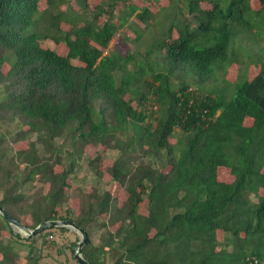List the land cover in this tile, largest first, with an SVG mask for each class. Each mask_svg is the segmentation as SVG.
<instances>
[{
	"label": "trees",
	"instance_id": "trees-1",
	"mask_svg": "<svg viewBox=\"0 0 264 264\" xmlns=\"http://www.w3.org/2000/svg\"><path fill=\"white\" fill-rule=\"evenodd\" d=\"M39 1L0 0V91L10 92L0 101V207L29 229L72 220L88 233L82 256L90 264L264 262V62L234 83L231 98L224 88L190 87L217 82L235 63L250 0H167L166 32L177 39L152 43L140 61L129 51L104 55L125 26L135 41L146 31L130 21L135 5L120 16L100 5L75 14L72 38L59 31L64 13H54L70 0H45L42 13ZM41 21L69 44L67 58L37 44ZM88 145L118 151L105 173L119 190L72 184L81 170L103 181L104 155L80 165ZM222 168L232 181L217 178ZM55 233L68 230L28 240L0 215V264H42L45 251H68L75 262L77 240L59 246L49 239Z\"/></svg>",
	"mask_w": 264,
	"mask_h": 264
},
{
	"label": "rangeland",
	"instance_id": "rangeland-1",
	"mask_svg": "<svg viewBox=\"0 0 264 264\" xmlns=\"http://www.w3.org/2000/svg\"><path fill=\"white\" fill-rule=\"evenodd\" d=\"M264 1V0H263ZM114 4V5H111ZM135 5L137 7L136 11L130 17V21H133L136 26L140 28H145L147 25L146 31L142 32V36L140 39L135 41L134 33L125 26L114 38L109 42L107 50L104 51V55H106L109 51H115L122 56H125L126 52H131L135 54L136 60H141V54L145 52L148 47L152 43H156L159 40H167L171 42L177 39V32L175 29L169 30V34H167V29L169 27L171 15L167 12L168 3L167 0H152V1H143V0H125L117 1L113 0L110 2L109 0H85L83 4H78L75 0H70L69 3H65L59 6L58 9L54 11L55 14H61V19L58 23L59 31L61 34L71 33L72 38L76 36V31L73 29L71 23L67 22V20H76L77 16L75 14L81 13V11L86 10V12L92 11L96 6H103L105 9L107 7H112L115 16H120L122 8L126 5ZM39 11L42 13L47 8V3L45 0L39 1ZM251 11L246 15L247 21L249 22V26L243 30V34H239L237 37V44L240 46V53L235 58L234 55L231 58V62L235 60V63L229 64L224 68L218 75H216L217 82H212L210 85L206 84L202 85H194L190 86L192 89L197 88L201 90H205V92H211V94H216L220 89L226 91L227 98H231L233 96V85L235 82L249 80L251 79L260 69L262 63L264 62V2H260V0H250L249 2ZM159 7V8H158ZM143 8H147L148 12H151V15H144ZM158 8V9H157ZM187 19H190V16L185 15ZM39 17H36V20ZM39 20V19H38ZM104 18H101L103 21ZM46 25V22L41 21L40 25L34 29L36 34V42L37 44L45 49L51 50L57 55L67 58L69 44L60 41L59 39H54L49 37V34L54 35L55 32L49 33V27H43ZM57 36V35H56ZM124 37L126 40H124ZM124 41H123V40ZM154 53L151 55L154 57ZM71 64L75 67L80 68L82 64L76 58L69 59ZM133 64H129V70L134 69ZM6 65L3 66V69L6 70ZM9 90L6 88L0 91V101L5 99L9 95ZM171 142H175L176 136H171ZM98 153L104 155V158L101 160V170H102V179L103 181H97L92 177L91 172L86 170H81L78 178L72 181V184L81 189H86L90 186H95L99 190H108L110 188L117 189V185L112 184L108 181L109 176L105 173V168L113 163V161L118 156L117 150H109L104 148L103 146H91L88 145L85 148V152L80 160V165H85V162L88 159L94 158ZM217 178L223 182L232 181V176L229 175L226 169H220L217 172ZM29 191L32 188L28 189ZM126 198V194L124 192H120L119 200L123 201ZM75 200V198H72ZM74 207V208H73ZM72 208L77 211L78 208V199L75 200L72 204ZM64 213H68L69 217H74L75 213L66 206L62 207ZM139 210L142 214H145L144 208L142 206L139 207ZM68 233L64 236L58 235L55 233L49 239H53L58 243L59 246L68 245L69 242L78 240V235L67 229ZM17 232V230H14ZM97 243V241H94ZM20 255H24V253H20ZM45 255H49L48 260L42 262V264H60L66 261L67 264H75L70 259V255L68 251L62 256L57 255L56 251H45ZM75 261V260H74Z\"/></svg>",
	"mask_w": 264,
	"mask_h": 264
},
{
	"label": "water",
	"instance_id": "water-1",
	"mask_svg": "<svg viewBox=\"0 0 264 264\" xmlns=\"http://www.w3.org/2000/svg\"><path fill=\"white\" fill-rule=\"evenodd\" d=\"M0 215L5 219V221L11 226L13 230H17L21 237L28 240H31L34 236L49 228L63 227L75 232L78 235V240L75 242L74 246L71 249L72 258L77 264H90L82 256L83 247L89 242L88 233L78 227L72 220L45 221L38 224L35 228L29 229L22 223L11 218L2 207H0Z\"/></svg>",
	"mask_w": 264,
	"mask_h": 264
},
{
	"label": "built area",
	"instance_id": "built-area-1",
	"mask_svg": "<svg viewBox=\"0 0 264 264\" xmlns=\"http://www.w3.org/2000/svg\"><path fill=\"white\" fill-rule=\"evenodd\" d=\"M191 90H192V89L189 88V89L187 90V92H190ZM246 264H264V262H263V261H260V260H258V259H256V258H251V259H248V260H247Z\"/></svg>",
	"mask_w": 264,
	"mask_h": 264
}]
</instances>
